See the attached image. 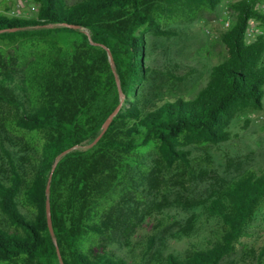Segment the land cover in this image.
<instances>
[{
	"label": "trees",
	"instance_id": "obj_1",
	"mask_svg": "<svg viewBox=\"0 0 264 264\" xmlns=\"http://www.w3.org/2000/svg\"><path fill=\"white\" fill-rule=\"evenodd\" d=\"M33 1V18L0 16V264H60L58 253L62 264H219L237 246L264 264V171L213 194L204 221L179 235L201 233L185 251L162 253L147 239L136 261L99 243L119 231L123 187L160 164L192 176V150L208 155L232 139L236 119L263 110L264 37L244 40L248 19L264 20L252 2L230 5L224 58L197 95L150 108L140 103L145 34L215 13L224 0ZM117 84L124 102L97 144L83 149L118 106ZM259 235L257 250L243 241Z\"/></svg>",
	"mask_w": 264,
	"mask_h": 264
},
{
	"label": "rangeland",
	"instance_id": "obj_2",
	"mask_svg": "<svg viewBox=\"0 0 264 264\" xmlns=\"http://www.w3.org/2000/svg\"><path fill=\"white\" fill-rule=\"evenodd\" d=\"M66 1L72 4L81 0ZM36 8L33 0H0V16L6 18H33ZM221 10L219 7L215 13L202 12L194 21H172L159 32L145 34L144 64L148 70L140 89L142 105L152 108L165 100L193 99L205 86L212 67L225 54L220 38L224 32ZM244 117L250 121L247 127ZM230 131L232 139L209 148L208 155L192 150L197 159L192 176L160 164L149 174L140 175V180L131 181V187H123L117 200L121 213L117 222L121 228L117 227L114 241L100 239L99 243L129 260L141 261L139 252L147 239L158 243L162 253L185 251L187 241L199 240L201 233L184 240L179 235L190 223L204 221V208L213 194L246 172L264 171V98L263 110L236 119ZM150 154L156 156L154 152ZM259 236L243 241L257 250L263 242ZM120 242L124 245L122 251L117 247ZM250 250L237 246L236 253L219 264H255Z\"/></svg>",
	"mask_w": 264,
	"mask_h": 264
},
{
	"label": "built area",
	"instance_id": "obj_3",
	"mask_svg": "<svg viewBox=\"0 0 264 264\" xmlns=\"http://www.w3.org/2000/svg\"><path fill=\"white\" fill-rule=\"evenodd\" d=\"M239 1L241 0H224L220 5V7H222V10L220 12V22L224 30L230 27L236 15V12L232 8H230V5ZM246 1H251L254 11L264 16V0ZM260 37H264V20L258 19L256 17L249 18L244 31L245 43L247 45H250Z\"/></svg>",
	"mask_w": 264,
	"mask_h": 264
},
{
	"label": "water",
	"instance_id": "obj_4",
	"mask_svg": "<svg viewBox=\"0 0 264 264\" xmlns=\"http://www.w3.org/2000/svg\"><path fill=\"white\" fill-rule=\"evenodd\" d=\"M107 52V56H108V59H109V62L111 64V66L113 65V61H112V57H111V54L108 50H106ZM118 83V82H117ZM117 88H118V92H119V96H120V101H119V104L118 106L114 109V111H112L108 116L107 118L105 119V121L103 122L102 126H101V130L100 132L98 133V135L94 138V140L89 143L88 145L82 147L83 149H90L92 148L94 145L97 144V142L102 138L103 134L106 132V130L108 129L109 125L111 124L113 118L117 115L121 105H122V102H123V99H124V96L122 95L121 91H120V88H119V85L117 84ZM78 148V147H76ZM73 149H69V150H65L64 152H62L56 160H59L61 157H63L64 155H66L67 153H69L70 151H72ZM51 176V175H50ZM50 176H49V179H50ZM48 188H49V185L46 186V192L48 193ZM45 213H46V222H47V227H48V230L50 232V235L51 237L54 239V233H53V228H52V222H51V215H50V209H49V202L48 200H46L45 202ZM54 243H55V240H54ZM57 250V253H58V249L56 248ZM58 257H59V262L60 264H62L61 260H60V256H59V253H58Z\"/></svg>",
	"mask_w": 264,
	"mask_h": 264
}]
</instances>
